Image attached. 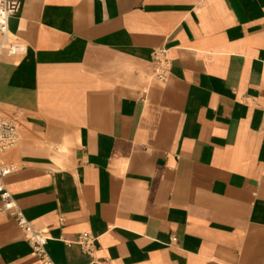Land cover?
<instances>
[{
  "label": "crops",
  "instance_id": "crops-1",
  "mask_svg": "<svg viewBox=\"0 0 264 264\" xmlns=\"http://www.w3.org/2000/svg\"><path fill=\"white\" fill-rule=\"evenodd\" d=\"M8 31L2 183L54 264H264V0H23ZM0 264H41L1 195Z\"/></svg>",
  "mask_w": 264,
  "mask_h": 264
},
{
  "label": "built area",
  "instance_id": "built-area-1",
  "mask_svg": "<svg viewBox=\"0 0 264 264\" xmlns=\"http://www.w3.org/2000/svg\"><path fill=\"white\" fill-rule=\"evenodd\" d=\"M22 3L23 0H0V33L5 34L8 31L9 19L20 11ZM153 64L154 77L160 81H165L172 64L166 49H157L153 53ZM19 140L20 135L15 121L12 118L0 116V195L3 200V207L15 217L19 227L26 233L35 253L40 258L41 264H54L45 248L47 237L32 227L17 206L13 195L5 189L2 183V180L16 169L14 165L5 164L2 155L16 147ZM96 242L97 237L91 233H82L77 239V243L86 253H92L95 250Z\"/></svg>",
  "mask_w": 264,
  "mask_h": 264
},
{
  "label": "rangeland",
  "instance_id": "rangeland-1",
  "mask_svg": "<svg viewBox=\"0 0 264 264\" xmlns=\"http://www.w3.org/2000/svg\"><path fill=\"white\" fill-rule=\"evenodd\" d=\"M7 31V33H0V60L13 59L11 51L15 50L16 42L13 35Z\"/></svg>",
  "mask_w": 264,
  "mask_h": 264
},
{
  "label": "bare ground",
  "instance_id": "bare-ground-1",
  "mask_svg": "<svg viewBox=\"0 0 264 264\" xmlns=\"http://www.w3.org/2000/svg\"><path fill=\"white\" fill-rule=\"evenodd\" d=\"M7 33V32H6Z\"/></svg>",
  "mask_w": 264,
  "mask_h": 264
}]
</instances>
